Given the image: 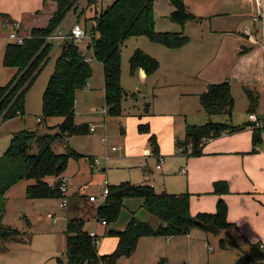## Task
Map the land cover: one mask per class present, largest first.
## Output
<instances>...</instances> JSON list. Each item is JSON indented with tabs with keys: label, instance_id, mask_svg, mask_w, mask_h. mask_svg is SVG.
Returning <instances> with one entry per match:
<instances>
[{
	"label": "trees",
	"instance_id": "trees-1",
	"mask_svg": "<svg viewBox=\"0 0 264 264\" xmlns=\"http://www.w3.org/2000/svg\"><path fill=\"white\" fill-rule=\"evenodd\" d=\"M44 5L49 1L56 3V9L46 26L33 27L31 37L22 44L9 42L6 46L3 65L15 67L17 71L11 80L0 86V117L5 120L23 116L26 113V94L32 87L45 65L50 60L54 43H46L50 35L64 20L68 11L77 0H43ZM157 0H114L112 4L91 17L92 26L86 30L91 35L93 48L92 60L103 65L105 106L109 115L122 114V100L126 91L121 82V45L130 36L146 35L155 43L167 48H180L189 42V37L183 31H158L154 5ZM99 0H88V6L97 9ZM174 7L170 18L182 27L195 16L189 12L185 0H169ZM85 10L79 13L78 21ZM87 29V28H86ZM131 73L135 74L144 68L147 75H152L160 66L155 57L141 49L131 56ZM91 61L83 55L82 42L66 39L57 57L53 72L48 80L42 96V121L51 117H62L57 125L59 131L51 134H40L37 129H23L15 132L11 143L0 157V252L5 243L17 240L22 232L4 223L3 217L7 206L8 190L24 179H34L35 182L26 188L28 198L62 197L58 179L50 183V177L62 175L70 158L81 157L73 149L58 152L53 148L56 140H63L71 135H87L91 133L88 123H76V94L83 89L92 77ZM252 111L258 98L250 89H246ZM202 108L208 115L225 114L231 118L234 109V98L231 84L228 81L211 83L208 90L200 95ZM149 109V103L147 104ZM244 126L234 125L229 121H209L203 124H187L185 137L178 140V146L186 149L191 145L190 155H200L203 152V142L209 138L222 135L224 132H235ZM140 132H150L148 123L139 124ZM264 126L254 128L252 142L255 146L262 141ZM154 153L158 152L155 134L149 137ZM37 147V153H31ZM253 151H255L253 149ZM213 193L218 195L216 211L213 213H191V193L157 192L150 184H136L123 181L116 185L109 184V194L98 205L97 219L105 220L106 224L116 222L126 199H142L141 206L159 221L151 224L132 216L123 230L110 229L108 235L118 238L115 249L110 253L100 254L94 237L85 229V220L70 218L65 230V258L58 256L56 264H116L123 256L131 255L143 236H176L186 235L195 227H201L196 220L204 223L216 222L221 230H227V237L220 240L236 244L235 238L229 231L232 223L228 221V204L222 197L230 192L227 180H216L213 183ZM20 239V238H19ZM261 243V242H260ZM260 243H252L249 252L241 256L243 264L253 261L262 264L264 251Z\"/></svg>",
	"mask_w": 264,
	"mask_h": 264
},
{
	"label": "crops",
	"instance_id": "crops-1",
	"mask_svg": "<svg viewBox=\"0 0 264 264\" xmlns=\"http://www.w3.org/2000/svg\"><path fill=\"white\" fill-rule=\"evenodd\" d=\"M169 4L171 5L170 2ZM185 4L189 12L195 16L193 20L188 21L182 27L180 24H176V22L171 19V24H174L167 25L169 27L162 28L166 30L157 28L158 31H183L184 33L186 30L191 29L193 32V34H187L189 37V42L186 45L180 48H170L173 50L182 48L187 49V56L185 57L186 61L190 62L191 65L196 64L197 67L195 66V68H200V71L196 73V80H190V84L186 82L184 84L178 83V86L180 87L178 91L183 93L185 90L186 93L184 94L196 95L200 98V95L208 90L209 84L228 81L231 84L232 95L235 103L236 96L234 86L242 85V89L247 97L243 94L240 96V101H242V103H244L246 106L248 118L243 122L242 125H239V123L234 124L232 122L231 116V123L239 126L250 124V113L256 114V116L264 122V33L262 32L261 28L254 24L252 19V15L254 13V0H185ZM171 7L173 6L171 5ZM55 9L56 3L53 1H49L44 5L43 0H0V64H3L4 52L7 44L10 42L8 38L9 32L17 30L20 33L27 34L33 27L46 26ZM173 11L174 7L170 12V15ZM13 23L18 24V27L14 26ZM246 27L250 28V34H245L244 30ZM83 28L86 29L84 25ZM60 29L62 30L63 27L61 26ZM90 39V34L87 33V37L82 42V48L84 52L92 55L93 48L89 46L91 45ZM58 48L61 47H54L53 52L50 55V59ZM155 49H158L160 52H162L161 46H157ZM224 55H227L229 56L228 58H230V60L226 61L227 69L229 70L228 75H225L226 65L223 61ZM215 62L220 64L222 72H220L218 75H215L214 78L219 76L220 79H209L208 76L205 75L201 77L200 75H202V71L205 69L212 70V64ZM14 73L15 70L12 73L11 78L14 76ZM138 76L140 78V80H138V91L142 94L149 93L150 88L148 85V78L150 75L142 74L141 69H139ZM224 76H227L226 79H222ZM151 81L154 82L155 88L157 84L160 83L159 80ZM142 85L144 87H142ZM246 89H250L258 98L257 103L252 111H249L250 100ZM97 91L95 92L94 89V93H97V96L100 94V96L104 99L103 106H105L104 73L103 85ZM102 95H104V97ZM153 96L156 97L157 94L154 92ZM90 109L96 110V107L91 106ZM148 110L149 112L145 115L152 113V107L149 106ZM77 114L78 110L76 107V117H78ZM212 116H215L216 119H209L208 117L209 120L205 123L216 120L218 122H222L229 119L225 114H216ZM51 118L45 120L49 128L52 127L48 123V120L50 121ZM13 119L5 120L0 117V123L5 126V124L12 121ZM221 119L225 120L221 121ZM38 122L40 123L41 121ZM84 123H88L90 126H96L97 124H102V121L97 122V124L95 121H85ZM4 126L1 127V129H3ZM165 127L168 130V133H161L162 135L159 141L160 144L157 143L158 152L156 153L153 152L154 146L151 145L146 135L136 134L133 132L134 135L143 136L140 138V141L143 144L141 145L144 149L145 157H157V163L155 167L158 170H162L163 176V189L157 192H189L191 193V213L193 215H196L199 212L213 213L216 211L218 201V195L212 191L213 183L216 180H227L230 186V192L224 194L222 197L228 204V221L232 223L229 231L236 241V244L234 245L238 251V261L236 264H243L240 260L241 256L244 252L250 251L251 244L260 242L264 243V225L262 227V224L258 222L259 220H262V223L264 224V129L262 132V141L257 147L256 145L254 146L252 142L253 129L246 126L238 131H227L218 137L204 140L202 145V154L190 155L189 153L191 151V145L186 148L188 151H185L183 148L178 146V140H183V137H185V132L183 133V137H178L175 133V123H172L171 121L166 122ZM99 128L102 141L106 131L102 126ZM153 130L156 131L155 128H153ZM96 131L97 126L94 132ZM14 133L15 132H13V134ZM154 133L155 132L151 131L149 136ZM69 138L70 137L68 136L60 142L64 148H70ZM128 138L129 136H126L125 139L129 141ZM117 147L118 149L115 150V152L125 150L123 146ZM71 149L76 150L73 147H71ZM253 149L255 151H253ZM110 151H112L110 147H105L104 155L108 153L110 156L109 160L111 159ZM159 155L162 156V161H165L164 169L162 165L160 168L157 167L159 162L162 163V161H160ZM174 155L181 156L179 159H177V162H174L172 159L166 161L167 157ZM182 155H185V157ZM102 156L88 155L82 152L79 159L72 157V159L77 160L79 163V170L75 172V175L77 176L81 170L86 171V173L91 172V174H94L96 171H101L95 167H92L90 164L94 157ZM175 163H177V165H175ZM100 167H102L103 170L106 168L105 166L101 165ZM143 170L145 174H143L144 179L142 182L152 185L155 189L153 168L147 166ZM62 175L67 176V171L65 170ZM173 177H178L180 180L177 181ZM50 178L48 179L50 183L55 182L58 179L56 177H52V179ZM85 185H88V183L81 184L74 192H70L68 189V194L66 195L68 204L66 206L61 205L62 198H60V206L63 207L66 212L63 211L64 213H62V215L48 213V216L49 214H52L49 217H53L54 224L57 227L54 228L55 234L61 230L65 231L69 219L74 218L71 216L69 210L70 200L72 201L73 199L77 204V207L73 208L71 212H76L78 214L82 210L81 208L83 207L84 203L87 202V200L90 204L95 203V201L89 200V196L93 194L97 196L99 193H88L86 190L84 193L80 192L81 194H78L79 188ZM98 205L99 203L94 205L95 210L94 213H92L96 218V223L91 227L85 226V229L89 232H96L100 240L99 244H102V246H99L98 244L99 253L105 254L110 253L115 249L118 238L108 235L107 233L109 229L115 228H109V225L103 224L97 219ZM131 212L130 218L125 222L124 225H122L120 229L116 230H123L126 228L131 217L135 216V211L131 210ZM147 221L153 225H157L158 223L153 222L152 216H149ZM200 228L203 229L202 227H195L189 234L186 235L143 236L139 239L136 250L129 256H123L119 258L116 264H146L148 260L149 262L151 260H157L158 262L162 261L163 264H169V256H167L168 252L171 255V251L177 252L183 248L189 252L194 250L192 234L196 230H200ZM236 228L239 232V235L243 238V241H240L236 234L233 233V230ZM201 231L206 230L203 229ZM206 232L212 233L209 231ZM221 232L222 230H220L219 233L213 234L218 235ZM205 235V238L209 240V235ZM101 237L103 239H100ZM221 239L222 238H220L219 241ZM19 240L21 239L18 238L17 240L7 241L5 243L7 246L6 249L8 250L9 245L13 244L14 242L17 243L16 241ZM30 243L31 240L28 239H24L23 241L24 245H29ZM207 250L210 254L214 251V247L211 243H207ZM190 256V258H192V255ZM125 259L131 260L128 261ZM210 261L211 256L208 258L209 264ZM184 264H190V262H186ZM262 264H264V262Z\"/></svg>",
	"mask_w": 264,
	"mask_h": 264
},
{
	"label": "rangeland",
	"instance_id": "rangeland-1",
	"mask_svg": "<svg viewBox=\"0 0 264 264\" xmlns=\"http://www.w3.org/2000/svg\"><path fill=\"white\" fill-rule=\"evenodd\" d=\"M113 1L114 0H99V6L96 9L94 5H86V0H81L78 8H76V11L79 9L81 11L82 7L80 6H83L82 10H85L84 15L79 19L80 24L84 25L87 30H90L92 26L91 17L95 13L101 11V9L112 4ZM172 10L173 7L169 4V0L156 1L154 5L156 30H166L162 28L174 24H171L172 22L170 21V12ZM79 13H76L78 15L77 17H79ZM76 14L68 15V19L61 22V24L64 23L62 30L67 27L68 23ZM176 24L179 25L177 22ZM189 33L193 34L191 29L184 32L186 35ZM157 46H161L162 52L155 49ZM137 49L145 51L160 62L159 68L148 78L150 92L147 94H142L138 91V80H140L138 72L135 74L131 73L130 59ZM186 50L185 48L176 50L167 48L164 45L153 42L146 35L128 37L121 45V82L126 91V95L122 100V114L117 116L108 115L107 112L101 110L102 107H105L103 106L104 99L100 94L97 96V93H94V89L96 92L103 85V66L95 59L92 61L91 67L93 74L88 80L89 85L77 91L76 107L78 110V117H76L75 120L76 123L79 122L78 124H82L85 121H95L96 124L102 121V124L96 125V132H91L87 135L69 136V149H71V147L75 148L76 150L74 151L78 150V154H82L83 152L94 156L104 155L105 147L101 141L99 128L102 126L105 128V136L107 137L109 147L113 145L123 146L125 150L118 152L110 151L111 159L108 164L104 161L101 164V166L106 167L105 170L96 171L94 174H91V172L86 173V171L81 170L76 176L75 172L79 170V163L77 160L70 158V164L68 163L69 166L66 168L67 176L69 177L70 192L76 191L81 184L88 183L87 186L89 189H87V192L98 194L101 189L100 184L103 182L104 178L108 180L110 185H116L123 181H130L138 184L143 183V174H145L143 169L147 166L152 167L154 170L155 190L161 191L163 189L162 170H158L155 167L157 157H145L144 149L142 148L143 144L140 141V138L143 136L134 135L133 132L146 135L149 139V133L153 131L155 132L157 143L160 144L161 133H168L165 127L166 122L171 121L175 123L176 135L178 137H183L185 125L187 123L202 124L209 119H216L215 116L208 115L204 108H202L199 96L184 94L186 93L185 90L183 93L178 91L180 89L178 83L184 84L185 82L189 83L190 80H196V73L200 71V68H195L196 64L191 65L190 62L186 61ZM60 52L61 48H58L36 79L37 81L35 84H33L26 94V113L8 122L5 126L0 123V157L3 156L8 149L11 143V137L14 135L13 132H18L23 129H37L40 134H54L59 131L57 125L59 122L61 123L62 117H52L50 121L48 120V123L52 126H50L51 128L47 126L44 120L39 123L37 118L38 116L43 118L42 93L46 88L48 80L53 72L55 61ZM228 57L229 56L224 55L223 61L225 65L226 61L230 60ZM13 68L15 67H6L0 64V85H5L11 78L14 70L15 72L17 71L16 68ZM220 72H222L221 66L219 63L215 62L212 64V70L205 69L200 76L203 77V75H205L208 76L209 79H220L219 76L214 78V76L220 74ZM228 74L229 70L226 65L225 75ZM226 77L227 76H224L222 79H226ZM151 80H159L160 83H158L155 88V84ZM142 87L144 86L142 85ZM242 88V85L234 86L236 97L234 111L232 113V122L234 124L239 123V125H242L248 118L246 106L240 101V96L243 94L245 95ZM154 92L157 94L156 97L153 96ZM102 96L104 97V95ZM245 96L247 97V95ZM148 103L149 106L152 107L153 114L150 113L149 115H145L149 112V110L147 111ZM91 106H95L96 110H91ZM222 120L225 119H221V121ZM227 121L231 122V118ZM144 123L149 124L150 132L139 131V124ZM3 126L4 128L1 129ZM153 128H155L156 131L153 130ZM126 136H129V141L125 139ZM60 142L61 140H56L53 143V148L58 152H67L68 149L64 148ZM258 144H256V147ZM31 153H37L35 144ZM182 156L185 157V155ZM180 157L179 155L169 156L166 158V161L172 159L174 162H177V159ZM161 165L164 169L165 161H162ZM175 165H177V163H175ZM173 178L177 181L180 180L178 177ZM50 179H52V177ZM34 182V179L21 180L18 184L16 183L17 185H13L7 192L8 201L3 221L6 225L21 231L22 235L18 237L21 240L9 245L8 250L5 245L6 247L4 250L0 252V264H56V256L65 258V231L61 230L55 234L54 228L57 227L54 224L53 217L48 216V213L57 215H62V213H64V208L60 206L61 197L28 198L26 195V186ZM78 192V194L83 193L81 187ZM87 202L84 203L81 208L82 210L78 214L76 212H71L73 208L77 207V204L72 199V201L70 200L69 210L72 217L85 219V226L91 227L96 223V218L92 213H94V205H96L98 201L92 204ZM141 202L142 199H126V205L122 209L119 219L109 224L108 227H113L115 228L114 230L120 229L130 218L132 213L131 210L135 211V216L137 218L147 221L149 216H152L153 222L157 223L159 220L151 215L145 208L141 207ZM258 222L261 223L263 227L264 224L262 220ZM201 230L203 229L200 228V230H196L192 234V241L194 242V250L192 252L183 248L177 252L171 251V255L169 252L167 253V256H169V264H184L186 262H190V264H209V256H211L210 264L237 263L238 251L234 244L227 242L225 243V248L220 245L219 239L227 237V230H222L218 235ZM233 233L236 234L240 241H243L237 228L233 230ZM205 234L209 235V240L205 238ZM24 239L31 240V243L29 245H24ZM100 239L103 238L101 237ZM207 243H211L214 247V251L211 254L207 250ZM99 246H102V244H99ZM190 255H192V258H190ZM125 260L129 261L131 259ZM146 264H163V262H158L157 260H151L149 262L148 260Z\"/></svg>",
	"mask_w": 264,
	"mask_h": 264
},
{
	"label": "built area",
	"instance_id": "built-area-1",
	"mask_svg": "<svg viewBox=\"0 0 264 264\" xmlns=\"http://www.w3.org/2000/svg\"><path fill=\"white\" fill-rule=\"evenodd\" d=\"M81 0H77L75 2V4L72 6V8L68 11L66 17H65V21L68 18V15L70 14H76L80 12V9L78 11H76V8H78L79 4H80ZM86 5H88V0H86ZM83 9V6H80ZM81 9V10H82ZM78 15L76 14L74 16V18L71 19V21L68 23L67 27H65L64 30H61L60 27L63 26L64 23L60 24L50 35H48L46 37V43H54V47L57 46H62L63 42L66 39H71L75 42L81 43L85 40V38L87 37V31L86 29L83 28V25L80 24V22L78 21ZM252 19L253 22L256 26H258L259 28L262 29V32L264 33V0H254V13L252 15ZM14 26L18 27V24L13 23ZM245 34H250V28L246 27L244 30ZM31 35V31L27 34L24 33H20L17 30L15 31H10L8 34V38L11 42H16L19 44H22L24 42V40L26 38H30ZM53 47V49H54ZM53 49L51 51V53L53 52ZM50 53V55H51ZM83 55L87 58V60L92 61L93 56L87 54V52L83 51ZM88 86V83L86 84L85 87ZM101 110L104 112H107L106 106L101 108ZM249 119H250V124H247L248 128L254 129V128H259V127H263L264 126V122L261 121L256 114L254 113H250L249 114ZM38 121H42L41 117H38ZM90 130L92 132H94L96 130V126L92 125L90 126ZM102 141L105 145L106 148H109V144H108V140L107 137L104 136L102 138ZM110 149L112 151H115L118 149L117 146H111ZM109 154L106 153L104 156L102 157H94L93 160L91 161V166L97 168L98 170H103L102 167H100V165L102 164V162L104 161L106 164L109 161ZM160 161H162V156L159 155ZM157 167L160 168L161 167V163L159 162L157 164ZM105 170V169H104ZM58 181L60 182V190L63 193L62 198V206H66L68 204V199H67V194H68V189H69V179L67 176L65 175H61L58 177ZM82 191L83 193L88 189V186H82ZM109 194V183L108 180L106 178H104L103 182L101 183V190L99 192V194L96 195H90L89 196V200L90 201H95L100 204L102 203L105 198L107 197V195ZM49 216H51V214H49ZM99 220V219H98ZM103 224H106L105 220H100ZM90 236L94 237V240L96 241L97 245L99 244L100 240L96 234V232L92 231L89 232ZM259 247L264 251V243H260ZM264 262V260H263ZM249 264H255V262L251 261L249 262Z\"/></svg>",
	"mask_w": 264,
	"mask_h": 264
},
{
	"label": "water",
	"instance_id": "water-1",
	"mask_svg": "<svg viewBox=\"0 0 264 264\" xmlns=\"http://www.w3.org/2000/svg\"><path fill=\"white\" fill-rule=\"evenodd\" d=\"M141 69V73L146 75V71L144 68H140ZM139 71V70H138ZM196 223H198L203 229H205L206 231L212 232V233H219L220 232V228L216 225L215 221H212L210 223H204L201 222L199 220H196Z\"/></svg>",
	"mask_w": 264,
	"mask_h": 264
}]
</instances>
